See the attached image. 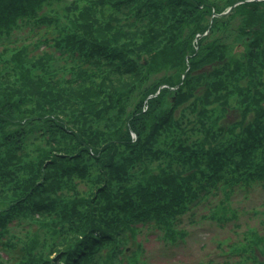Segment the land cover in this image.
Returning <instances> with one entry per match:
<instances>
[{
  "label": "trees",
  "instance_id": "16d2710c",
  "mask_svg": "<svg viewBox=\"0 0 264 264\" xmlns=\"http://www.w3.org/2000/svg\"><path fill=\"white\" fill-rule=\"evenodd\" d=\"M263 183L264 0H0V264H147ZM259 205L198 264H264Z\"/></svg>",
  "mask_w": 264,
  "mask_h": 264
},
{
  "label": "rangeland",
  "instance_id": "374dc122",
  "mask_svg": "<svg viewBox=\"0 0 264 264\" xmlns=\"http://www.w3.org/2000/svg\"><path fill=\"white\" fill-rule=\"evenodd\" d=\"M235 118L236 115L231 114L224 122L229 123ZM221 198V193L215 197H208L207 200H203L199 206L194 209V217L188 218L185 216L183 218V224H181V226L187 231V236L184 241L185 243L179 246L164 247L161 241L154 239L153 234L145 233V231L142 230L137 235V239L143 242V247L145 249L143 256L147 264H198L200 262L204 263L211 258L217 263V261H221L225 258L217 257V255L221 253V250H218L216 245L218 241L225 238H234L232 234L234 224H240V227L237 229L238 232L244 231L247 225L258 226L257 214H252L251 208L259 209L261 208L259 204L261 202L264 203V183L263 186L258 185L250 189L247 197H244L241 191L238 190L230 197L232 200L231 207L237 208L238 211H240V215L237 219L220 222L222 226L207 219H202L204 215L209 213L208 205L217 204ZM190 219L195 220V223H189ZM245 222L246 224H244ZM11 228L16 236L22 235L23 231L20 227ZM18 248L19 246L17 244L15 249ZM133 249L134 247L132 246L130 250ZM221 249H225V247L222 246ZM237 260V255L230 258L231 264H237L235 263Z\"/></svg>",
  "mask_w": 264,
  "mask_h": 264
}]
</instances>
